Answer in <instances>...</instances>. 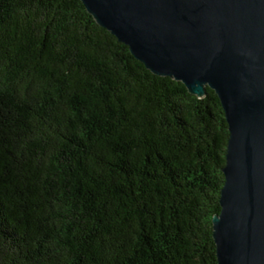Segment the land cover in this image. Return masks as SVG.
I'll return each instance as SVG.
<instances>
[{
	"label": "trees",
	"instance_id": "1",
	"mask_svg": "<svg viewBox=\"0 0 264 264\" xmlns=\"http://www.w3.org/2000/svg\"><path fill=\"white\" fill-rule=\"evenodd\" d=\"M225 118L80 0H0V264H217Z\"/></svg>",
	"mask_w": 264,
	"mask_h": 264
},
{
	"label": "water",
	"instance_id": "2",
	"mask_svg": "<svg viewBox=\"0 0 264 264\" xmlns=\"http://www.w3.org/2000/svg\"><path fill=\"white\" fill-rule=\"evenodd\" d=\"M152 74L218 96L229 138L217 264H264V0H80Z\"/></svg>",
	"mask_w": 264,
	"mask_h": 264
}]
</instances>
